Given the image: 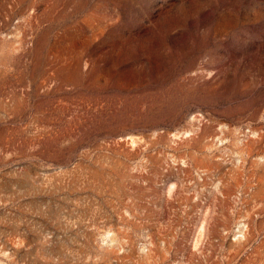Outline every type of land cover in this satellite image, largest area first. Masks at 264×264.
Wrapping results in <instances>:
<instances>
[{"label":"rangeland","instance_id":"obj_1","mask_svg":"<svg viewBox=\"0 0 264 264\" xmlns=\"http://www.w3.org/2000/svg\"><path fill=\"white\" fill-rule=\"evenodd\" d=\"M0 264H264V0H0Z\"/></svg>","mask_w":264,"mask_h":264}]
</instances>
